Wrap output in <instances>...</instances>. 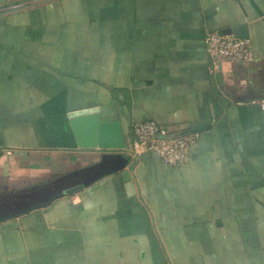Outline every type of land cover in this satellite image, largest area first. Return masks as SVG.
<instances>
[{"label":"crops","instance_id":"1","mask_svg":"<svg viewBox=\"0 0 264 264\" xmlns=\"http://www.w3.org/2000/svg\"><path fill=\"white\" fill-rule=\"evenodd\" d=\"M215 31L252 43V61L223 64L222 79L205 46ZM254 100H264V0L1 10L0 264H264ZM92 107L121 123L124 150L78 147L69 114ZM143 120L202 128L185 166L135 143Z\"/></svg>","mask_w":264,"mask_h":264},{"label":"built area","instance_id":"2","mask_svg":"<svg viewBox=\"0 0 264 264\" xmlns=\"http://www.w3.org/2000/svg\"><path fill=\"white\" fill-rule=\"evenodd\" d=\"M207 53L211 58L209 72L217 74L223 64L250 62L253 59L249 38L235 37L220 32H209L205 37ZM264 109V100H254ZM135 143L145 151L159 156L170 167H183L188 163L189 152L200 139L198 132L175 135L153 120L136 121L132 124Z\"/></svg>","mask_w":264,"mask_h":264},{"label":"water","instance_id":"3","mask_svg":"<svg viewBox=\"0 0 264 264\" xmlns=\"http://www.w3.org/2000/svg\"><path fill=\"white\" fill-rule=\"evenodd\" d=\"M20 9V6L3 11V13ZM221 33V32H220ZM226 34V33H221ZM222 79V73L216 74ZM71 126L80 149L124 150L126 142L119 121L101 118L100 108L92 107L71 112ZM202 128L184 130L175 135H186L190 132H200ZM127 172H124V176ZM83 188V184L71 186L63 190L65 195H72Z\"/></svg>","mask_w":264,"mask_h":264},{"label":"rangeland","instance_id":"4","mask_svg":"<svg viewBox=\"0 0 264 264\" xmlns=\"http://www.w3.org/2000/svg\"><path fill=\"white\" fill-rule=\"evenodd\" d=\"M26 1H29V3H35L38 0H20V1H17V2H11V3L7 2V4H0V11L1 10L5 11V10H8V9H10L12 7L21 6V5L25 4ZM39 1H41V0H39Z\"/></svg>","mask_w":264,"mask_h":264}]
</instances>
